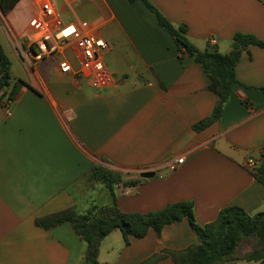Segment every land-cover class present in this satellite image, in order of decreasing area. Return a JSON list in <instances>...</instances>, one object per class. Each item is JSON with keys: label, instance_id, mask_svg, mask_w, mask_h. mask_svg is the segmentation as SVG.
I'll use <instances>...</instances> for the list:
<instances>
[{"label": "crops", "instance_id": "1", "mask_svg": "<svg viewBox=\"0 0 264 264\" xmlns=\"http://www.w3.org/2000/svg\"><path fill=\"white\" fill-rule=\"evenodd\" d=\"M51 1L64 25L86 22L87 33L107 42L102 60L111 82L95 89L88 75L76 78L73 42L34 61L24 33L30 34L37 8L20 23L13 13L5 15L8 24L0 23L11 77L25 83L8 103L10 115L0 108V264L84 263L86 244L71 225L45 231L35 220L69 208L83 214L112 205L110 191L87 179L96 166L120 175L113 196L122 213L189 202L200 227L231 206L264 213V50L250 46L242 52L235 68L239 85L220 118L196 130L217 97L201 66L179 54L140 2ZM149 1L173 26L185 25L199 51L213 38L217 51L227 54L235 34L264 41V0ZM62 62L73 71L62 74ZM6 100L0 92V105ZM250 158L261 175L244 167ZM177 159L183 163L175 171L161 169ZM144 172L154 177L141 178ZM197 244L186 219L164 226L159 236L150 229L143 238L131 237L129 245L113 230L100 242L97 262L141 264L162 255L157 264H176L172 253Z\"/></svg>", "mask_w": 264, "mask_h": 264}, {"label": "trees", "instance_id": "2", "mask_svg": "<svg viewBox=\"0 0 264 264\" xmlns=\"http://www.w3.org/2000/svg\"><path fill=\"white\" fill-rule=\"evenodd\" d=\"M19 1L0 0L2 14L7 15ZM126 2L129 4L140 2L155 17L157 25L173 39L179 54L192 58L207 75L208 90L217 97V102L211 115L194 126V129L201 130L217 121L231 96L232 87L239 85L235 78V68L240 62L242 52L250 46L264 50V41L252 35L235 34L232 38V49L227 54H220L215 47L209 45L204 51H199L188 41L187 27L173 26L149 0H126ZM10 70L11 62L0 43V92H3V97H6L8 102H12L21 87L25 86L23 81L12 79ZM262 172L261 168L256 169L254 175H261ZM87 179L103 184L110 191L113 197L112 205L92 206L83 214L69 208L35 220L36 227L45 231L63 224L71 225L74 233L86 244L83 264H98L100 242L113 230H118L124 244L129 245L131 237L143 238L150 229L159 236L164 226L184 219L196 232L198 244L182 253H172L174 262L176 264H222L236 254L237 248L244 240L258 233L260 223L264 219V213L249 215L242 208L231 206L222 209L212 223L200 227L195 223L193 204L189 202L175 203L160 211L147 214H126L119 211L113 196V186L120 181V175L117 172L96 166L90 170ZM252 256V260L264 264V252L254 253ZM162 257V255H154L141 264H157Z\"/></svg>", "mask_w": 264, "mask_h": 264}, {"label": "built area", "instance_id": "3", "mask_svg": "<svg viewBox=\"0 0 264 264\" xmlns=\"http://www.w3.org/2000/svg\"><path fill=\"white\" fill-rule=\"evenodd\" d=\"M29 1L37 8V14L30 22L31 32L28 38L33 60L40 61L56 53L61 45L73 42L79 62V70L75 72L76 78L79 79L86 74L89 76L91 87L95 89L106 87L111 82L102 60L103 53L108 49L107 42L87 33L88 24L86 22L64 25L57 17L51 0ZM209 46L215 47L216 40L211 38ZM59 70L62 74H68L73 71V68L68 62H62L59 64ZM8 103L0 105L6 116L10 115ZM182 163L183 159L168 160L161 169L173 172ZM244 167L249 172L255 173L257 163L250 158L246 160Z\"/></svg>", "mask_w": 264, "mask_h": 264}, {"label": "rangeland", "instance_id": "4", "mask_svg": "<svg viewBox=\"0 0 264 264\" xmlns=\"http://www.w3.org/2000/svg\"><path fill=\"white\" fill-rule=\"evenodd\" d=\"M57 2V0H54ZM34 5V4H33ZM30 1L20 0L16 6L9 13H13L18 20V23L24 18V16L29 15V18L34 15V8ZM35 17V15H34ZM33 17V19H34ZM66 19V18H65ZM0 23L8 24V20L5 15L0 12ZM30 28V27H29ZM24 35H29V31L25 32ZM104 198L101 197V200ZM264 252V219L260 223L258 233L252 238L244 240L237 248L236 254L229 260L224 261L222 264H260L259 261L252 260V255L254 253Z\"/></svg>", "mask_w": 264, "mask_h": 264}, {"label": "water", "instance_id": "5", "mask_svg": "<svg viewBox=\"0 0 264 264\" xmlns=\"http://www.w3.org/2000/svg\"><path fill=\"white\" fill-rule=\"evenodd\" d=\"M141 178L150 179L154 177V174L151 172H144L140 174Z\"/></svg>", "mask_w": 264, "mask_h": 264}]
</instances>
